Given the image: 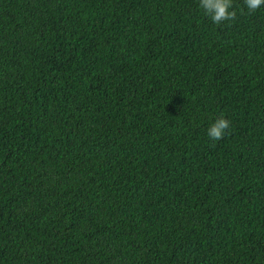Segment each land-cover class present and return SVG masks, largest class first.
I'll use <instances>...</instances> for the list:
<instances>
[{
    "label": "trees",
    "instance_id": "trees-1",
    "mask_svg": "<svg viewBox=\"0 0 264 264\" xmlns=\"http://www.w3.org/2000/svg\"><path fill=\"white\" fill-rule=\"evenodd\" d=\"M199 4L0 0V264H264V6Z\"/></svg>",
    "mask_w": 264,
    "mask_h": 264
},
{
    "label": "clouds",
    "instance_id": "clouds-1",
    "mask_svg": "<svg viewBox=\"0 0 264 264\" xmlns=\"http://www.w3.org/2000/svg\"><path fill=\"white\" fill-rule=\"evenodd\" d=\"M249 12H255L264 6V0H244ZM199 7L211 19L214 24L220 25L226 21L236 18V11L233 8V0H200ZM230 128V121L220 117L207 129V135L214 141L223 139Z\"/></svg>",
    "mask_w": 264,
    "mask_h": 264
}]
</instances>
